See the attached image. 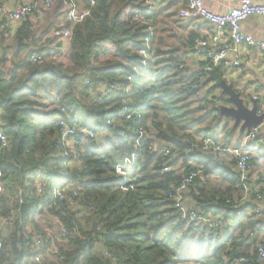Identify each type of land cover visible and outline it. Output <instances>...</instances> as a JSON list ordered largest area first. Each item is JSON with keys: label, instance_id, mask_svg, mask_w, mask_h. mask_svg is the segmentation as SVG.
I'll return each mask as SVG.
<instances>
[{"label": "trees", "instance_id": "obj_1", "mask_svg": "<svg viewBox=\"0 0 264 264\" xmlns=\"http://www.w3.org/2000/svg\"><path fill=\"white\" fill-rule=\"evenodd\" d=\"M79 1L84 8L91 6L90 0ZM92 1L91 16L71 30L69 64L61 61L60 53L65 23L54 28V36L44 38L45 33L35 31L28 21L15 36L18 51H27V57H13L8 76L0 77V108L10 140L8 148L0 149V168L12 181L7 190L16 198L10 207L7 196L0 194V210L20 234L13 241L15 257L9 264H230L240 256L246 264H258L252 235L239 241L230 233L231 224L215 229L189 223L167 196L183 176L177 173L179 162L185 175L198 169L187 165V151L210 136L217 141V130L228 119L211 103L193 105L212 81L204 71L207 63L193 71L185 61L180 70L179 56L153 51L150 43L143 64L139 50L148 47V30L139 16L150 23L154 6L163 0H152V10L144 0ZM1 29L4 64L8 48L3 44L10 32L4 20ZM34 52L46 53L44 61L30 63ZM215 72L222 77L221 68ZM125 107L141 112L143 124L153 130L142 141L143 149L135 147L136 120L121 117ZM61 118L94 131L96 138L80 135L79 144L71 145L59 131ZM209 119L213 123L205 127ZM151 145L169 147L171 154L149 151ZM138 151L125 191L116 167ZM191 154L211 161L207 154ZM233 164L236 167V161ZM166 166L172 170L164 172ZM215 174L216 168H205L201 177ZM192 185L193 199L209 198L200 177ZM189 205L226 223L244 218L224 197L213 206L197 201ZM34 236L41 238L40 247L34 246ZM3 254L2 248L0 260ZM38 254L43 259L34 262Z\"/></svg>", "mask_w": 264, "mask_h": 264}, {"label": "built area", "instance_id": "obj_2", "mask_svg": "<svg viewBox=\"0 0 264 264\" xmlns=\"http://www.w3.org/2000/svg\"><path fill=\"white\" fill-rule=\"evenodd\" d=\"M91 6L78 8L72 0H11L15 6L13 8L0 5V20H4L5 26L11 30H17L19 25L30 18H43L48 12L54 10V6L57 2L62 4L65 9L64 18V31L61 37L65 47H68L69 38L71 36V30L78 24L83 23L88 17L91 16L92 7L94 1L90 0ZM184 6L178 10V16L181 19L202 22L209 24V28L196 37L193 42V55L194 57L207 63L204 71L210 76V72L215 71L217 68L221 69H241L245 65L244 56L250 53V50H254L253 54L258 55L264 60V42L255 41L252 36L246 34L242 30V24L250 17L264 18V4L255 5L252 0H239L238 5L231 8L227 13L216 14L211 12L204 4L203 0H183ZM144 2L152 10V0H144ZM144 24L147 25L148 36L145 38L147 44L146 49H140L139 53L144 57L143 64L147 62V54L151 43V38L154 34V28L147 22L145 16H139ZM45 59V54L34 52L29 55V61L32 64H39ZM181 61L179 69H184V62ZM260 78L264 81V71L261 72ZM258 95L252 94L251 99L253 102H258ZM220 98L214 96L210 98L212 105L218 104ZM258 115L264 117V107L258 106ZM121 117L126 120H136L139 125L138 136L136 139L135 147L137 149H143L142 141L149 139L148 131L144 122L143 114L133 109H125L121 113ZM59 131L65 140L71 142V145L77 146L79 144L77 136L85 135L91 139L96 138L94 131L86 128H76L70 125L67 120L61 118L59 121ZM263 122L256 127L251 128L244 135L242 144L238 147H232L222 144L218 141H214L212 138H205L197 145L193 146L191 150L187 151L186 158L188 163L198 164L200 162L199 157L192 155L193 151L200 152L202 154L214 152L234 158L236 161V167L240 173L239 179V193L234 198H228L225 203L231 206L238 215L243 214L247 208L248 198L251 190L249 186V173L253 169V155L259 147L256 144V140L259 137ZM10 146V140L7 136V132L4 128V124L0 118V149L8 148ZM149 151L158 152L164 156L171 154L169 147L157 148L155 145L148 147ZM140 155V151L135 152L131 157L126 158L122 163L116 167V174L122 177L123 190L127 191L126 183L128 180L129 169L136 164L137 158ZM172 170L171 166H166L164 172ZM185 168L182 162H179L177 166V173H183L180 181L172 184L171 189L168 191V199L173 202V206L181 219L189 223H197L210 228H226L230 225V222L226 223L222 218H215L209 214L199 213L195 208L187 204V195L190 186L194 181L201 177L204 172V168H199L193 171L189 175H185ZM253 191V190H252ZM257 201L263 199L262 194L257 193ZM89 210H93L89 207ZM257 217L261 218L264 215V209L257 206L255 209ZM8 227L13 225V220H7ZM64 231V230H63ZM68 235V232L65 231ZM33 243L35 247L42 245V240L38 236H34ZM2 242L0 241V257L2 253ZM109 257H112L110 252H106ZM252 254H256L258 264H264V244L262 242L257 243L252 251ZM34 262H41L43 256L41 254L33 257ZM230 264H246V260L243 256L239 259L230 260Z\"/></svg>", "mask_w": 264, "mask_h": 264}, {"label": "crops", "instance_id": "obj_3", "mask_svg": "<svg viewBox=\"0 0 264 264\" xmlns=\"http://www.w3.org/2000/svg\"><path fill=\"white\" fill-rule=\"evenodd\" d=\"M74 4L78 8H83L81 2L79 0H72ZM164 3L156 4L154 6L155 17L154 20H150V25L154 28V34L152 36L153 42L152 48L153 51H157L158 49L163 52H172L175 56H179V60H186L189 69L193 71H197L201 69L202 64L204 63L202 60L196 58L192 54V47L193 44L191 43L195 40V37L204 34L206 30L210 27L207 23L202 22H192L181 19L178 16V10L183 7L184 1L183 0H163ZM239 0H203L205 6L213 13L222 14L227 13L231 8L238 5ZM255 5H263L264 0H252ZM60 8L63 9V17H62V24L64 23L65 18V9L62 7L60 2H57ZM0 5H4L5 7L13 8L15 4L11 2V0H0ZM56 7V10L58 8ZM53 12V11H52ZM52 13L46 15L50 17ZM58 16V15H56ZM44 18H30L29 20L21 23L16 30H10L7 32L6 41L4 42L5 48H8V52L6 53V61L3 63L0 62V70L7 67V69L12 68V58L15 57L16 60L26 58L28 55L27 51L19 52L17 48V43L15 41V36L19 30H21L22 25L27 23L28 21H32L33 29L35 31L39 30V27L42 23H44ZM6 27V26H5ZM2 30H0L2 34ZM242 30L244 33L252 36L255 41L264 42V18L258 17H250L242 24ZM59 43V42H57ZM192 44V45H191ZM56 44L53 45V47ZM162 46V47H161ZM14 47V48H12ZM2 47L0 46V56ZM254 50H250L249 54L244 56L245 65L241 69H222V77L217 80H212L209 85V89L207 92L214 86L219 85L217 90L212 94L204 93V89L202 94L200 95V99H195L193 105L198 107L199 105H207L204 102L206 95H209L210 98L214 96H218L220 98L219 103L215 104L214 107H219V111L223 114L224 108H232V103L228 96L222 93L223 86H231L233 90L240 95L243 99L245 105L249 108L253 107V100L251 99L252 94H257L258 97V106L264 107V81L260 78L261 72L264 71V60L259 57L258 55L253 54ZM25 54L24 57L22 54ZM8 65H10L8 67ZM8 70V72H9ZM7 71V70H6ZM223 75L224 79H223ZM3 76V75H2ZM0 74V77H2ZM8 75H4L6 77ZM220 92L223 96H226L227 101L218 95ZM222 99H224L222 101ZM2 113L3 108H0V118L2 120ZM199 114V113H198ZM197 114V115H198ZM224 116V114H223ZM224 118H226L224 116ZM3 122V120H2ZM212 120L209 119L204 126L206 127L209 124H212ZM242 124V123H241ZM241 124L235 125V121L231 118L224 119L220 127L218 128V136L217 141L232 147H238L242 144V140L244 135L249 130H242ZM212 138V136H210ZM228 141L229 143H227ZM256 144L258 145L259 149L254 152L253 155V169L249 173L248 181L250 190L254 191V194L257 193L262 194L263 199L257 201L253 197V192L250 193L249 200L247 203V208L243 212V214L239 216H244V218L240 221L231 222L230 224V233L238 238L241 241L242 237L245 239L248 235H252L255 241V244L262 242L264 244V215L263 217H257L255 213V209L257 206L262 207L264 209V127L261 130L259 137L256 140ZM1 152V151H0ZM210 156L211 161L205 162L200 161L198 164H191L188 163V166H193L195 168H208L213 169L216 168L218 170V174L210 175L207 177H200L201 181L205 183L206 192L209 194V198L205 196H198L197 198L193 199L191 195L190 188L187 195V201L189 204H197L198 205H208L213 206L216 201L220 198H234L239 193V179L240 173L238 169L235 167L234 158L216 154L214 152L205 153ZM232 170V173H231ZM235 173V174H234ZM239 177V178H238ZM5 173L2 172L0 168V193L4 192L8 198L13 197L12 189L11 193L7 190V186H12V181L8 179ZM17 189V188H16ZM20 193V189L18 188ZM204 197V198H203ZM212 199V200H211ZM253 223V224H252ZM254 232V234L252 233ZM254 249V248H253Z\"/></svg>", "mask_w": 264, "mask_h": 264}, {"label": "rangeland", "instance_id": "obj_4", "mask_svg": "<svg viewBox=\"0 0 264 264\" xmlns=\"http://www.w3.org/2000/svg\"><path fill=\"white\" fill-rule=\"evenodd\" d=\"M57 5H58V3L54 6V10H53V12H51L52 13L51 16L50 17L45 16L44 23H42L41 26L39 27L38 31L40 33L41 32L45 33L44 38H51V36H54L56 34V32L54 31V28L62 26L63 9L60 8V6L58 5V8L56 10ZM56 15H58V16H56ZM12 48H14V47H12ZM67 51H68V47L65 48V47L61 46L60 53L63 56V58H62L63 60H61V59L60 60L63 61L64 63H66V64H69L68 63L69 61H68ZM24 55L25 54L23 53L22 56L24 57ZM45 57H46V53H45ZM9 66L10 65H8V67ZM8 70L9 69H7V67H5L4 69H1L0 70L1 76L3 75L2 77H4V75H8ZM224 76H226V75H223V79H224ZM202 81L204 82V79ZM208 87H209L208 84L205 85L204 93L207 92V90L209 89ZM217 90H221V89L219 88ZM201 94H202V92H200V95ZM218 95L221 96L222 94L220 92H218ZM222 97L223 96H221V98ZM200 98H201L200 96L196 97V99H200ZM224 99H222V101ZM204 102L207 103V104L210 103V96L209 95H206V97L204 99ZM226 142L229 143L228 141H226ZM120 181L122 182V180L119 179V182ZM3 193L4 192H1L0 194H3ZM20 194L21 193H19V195ZM14 197L15 196H13V198H11V199L7 197V206H10V207H14L15 206L16 198H14ZM13 210H10V212L13 211ZM12 214H13V216H15L16 213L13 211ZM7 224H8L7 217H6V215L3 214V211L0 210V239L2 240L3 252L5 253V254H3L2 259L0 260V264H9V263H11L14 260L15 256H14V252H13V249H12V244H13V241L20 236V234H19L18 230L16 229L15 225L13 227L12 226L8 227ZM189 264H194V263H189Z\"/></svg>", "mask_w": 264, "mask_h": 264}, {"label": "water", "instance_id": "obj_5", "mask_svg": "<svg viewBox=\"0 0 264 264\" xmlns=\"http://www.w3.org/2000/svg\"><path fill=\"white\" fill-rule=\"evenodd\" d=\"M210 79L217 80L219 76L215 71H212L210 72ZM222 93L228 96L232 103V108L223 109L224 116L233 119L235 125L242 123V130H250L263 122L264 117L258 115V104L256 102L253 103L252 108L247 107L240 95L231 86H223Z\"/></svg>", "mask_w": 264, "mask_h": 264}]
</instances>
